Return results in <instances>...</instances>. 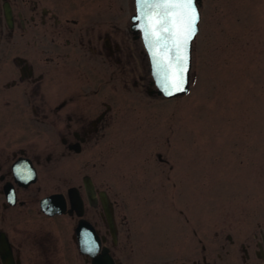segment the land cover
<instances>
[{"label": "flooded vegetation", "instance_id": "af4514ba", "mask_svg": "<svg viewBox=\"0 0 264 264\" xmlns=\"http://www.w3.org/2000/svg\"><path fill=\"white\" fill-rule=\"evenodd\" d=\"M134 14L135 0H0V264H264V206L243 239L194 231L149 241L122 234L126 215L91 174L72 181L79 156L94 168V148L108 137L111 80L117 90L126 84L127 28L131 55L147 60L141 87L155 88Z\"/></svg>", "mask_w": 264, "mask_h": 264}, {"label": "rangeland", "instance_id": "374dc122", "mask_svg": "<svg viewBox=\"0 0 264 264\" xmlns=\"http://www.w3.org/2000/svg\"><path fill=\"white\" fill-rule=\"evenodd\" d=\"M200 11L190 91L173 99L141 87L147 60L131 55L127 28L126 84L117 90L111 80L108 137L94 148V168L79 156L72 180L91 174L126 215L122 234L135 239H192L194 231L243 239L263 210L264 0H201ZM119 68L111 65V77Z\"/></svg>", "mask_w": 264, "mask_h": 264}, {"label": "snow or ice", "instance_id": "6c2138e0", "mask_svg": "<svg viewBox=\"0 0 264 264\" xmlns=\"http://www.w3.org/2000/svg\"><path fill=\"white\" fill-rule=\"evenodd\" d=\"M137 4L145 10L143 15L149 22V34L157 40L164 33L169 37L168 51L172 55L166 62L164 71L157 65L162 89L169 96L184 92L189 43L198 32L199 15L195 0H137ZM95 248V243L90 242L88 250L92 252Z\"/></svg>", "mask_w": 264, "mask_h": 264}, {"label": "water", "instance_id": "95a60500", "mask_svg": "<svg viewBox=\"0 0 264 264\" xmlns=\"http://www.w3.org/2000/svg\"><path fill=\"white\" fill-rule=\"evenodd\" d=\"M199 2H200V0H195V3H196L197 6L200 4ZM136 6H137V13L134 16L133 20L136 21V22H139L140 25H141L143 42H144L146 51H147L148 56H149V61H150V66H151V72H152V75H153V79H154L155 84L157 86L156 94L157 95H159V94L161 95L162 94L165 98H172V97H175V96H178V95L186 94L188 92V86H189L188 72H189V69H190L191 42L192 41L189 43V48H188V54H189L188 71L184 74L185 75V84H184L185 91L184 92H177V93H175L172 96L166 95L164 90L161 87V78H160V75L157 72V65H160V70L164 71L165 67H166V62L168 61V59L172 55L168 51V49L170 47L168 34H166V33L162 34V38L159 39V40H157L155 36L150 35L149 34L150 33V28L148 26L149 22L145 19V16L143 15V12L145 10L142 7H138L137 0H136ZM85 188H86V192H87L88 198L91 201L93 196H94L93 186H92V184H90L88 182H85ZM54 199H56V196H52V197L46 198V199H44L41 202V204H42V206H45L46 204H53V202L55 201ZM100 200H101L102 206L104 207V209H105V211L107 213L109 224H110V227H111V230H112V220L109 218V215H108V209H107L108 201H107V199L105 197V194L100 193ZM2 255H3V253H2ZM3 259H4V262L7 261V259L5 258L4 255H3Z\"/></svg>", "mask_w": 264, "mask_h": 264}]
</instances>
